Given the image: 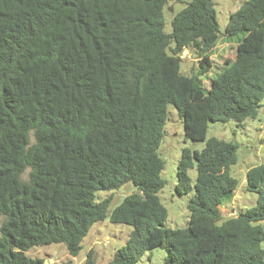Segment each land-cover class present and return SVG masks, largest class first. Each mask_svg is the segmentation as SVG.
<instances>
[{
	"label": "trees",
	"instance_id": "obj_1",
	"mask_svg": "<svg viewBox=\"0 0 264 264\" xmlns=\"http://www.w3.org/2000/svg\"><path fill=\"white\" fill-rule=\"evenodd\" d=\"M172 0H0V264H44L26 252L63 244L71 258L92 225L132 228L108 264H136L154 248L163 264H264V163L247 170L256 205L228 218L224 199L238 146L206 140L209 122L255 119L264 100V0H246L221 33L214 0H191L165 32ZM220 37L233 60L210 79ZM184 50L199 59L181 72ZM184 137L175 193L192 191L187 227H165L158 154L167 108ZM27 171V173H26ZM135 191L111 211L97 191ZM59 264H72L71 260ZM82 264H95L92 250Z\"/></svg>",
	"mask_w": 264,
	"mask_h": 264
},
{
	"label": "rangeland",
	"instance_id": "obj_2",
	"mask_svg": "<svg viewBox=\"0 0 264 264\" xmlns=\"http://www.w3.org/2000/svg\"><path fill=\"white\" fill-rule=\"evenodd\" d=\"M191 0H172L164 9L165 32H171V21L174 15L183 9ZM246 0H214L213 9L219 31L223 33L231 13L235 12ZM236 55V44L220 37L211 56L212 66L210 71L203 77V86L208 89L210 79L215 77L222 69L225 60H233ZM181 72L189 75L192 67H197L199 59L191 50H184L182 55ZM165 135L158 149V154L164 161V168L160 173L164 181V187L158 193L161 204L167 211L165 227L169 229H183L187 227L188 210L187 202L193 195V186L196 181L195 166L188 171L191 180L192 191L187 194L175 193L177 184L176 168L180 159L181 151H201L204 142L185 139L184 128L176 110L172 106L167 108V119L164 126ZM217 138L226 142H232L238 146L237 162L230 168V175L234 177L238 185L233 194L224 199L222 215L228 218L238 215L256 205L257 195L246 190V172L252 167L264 163V100L261 102L258 115L255 119H248L238 125L234 121L227 123L209 122L206 132V140ZM27 173V171H26ZM135 191L132 184H125L114 191H97L96 201L111 197L109 211L121 203L124 197ZM3 217L0 215V226ZM264 229V221L260 223ZM132 228L127 225L111 223L108 218L95 223L83 238L82 249L77 257L71 258L63 244L35 247L26 252V256L32 259H42L44 264H59L71 260L72 264H82L86 254L92 250L95 264H108L114 251L124 247ZM264 251V242L261 243ZM165 251L161 247L147 251L136 264H163Z\"/></svg>",
	"mask_w": 264,
	"mask_h": 264
}]
</instances>
